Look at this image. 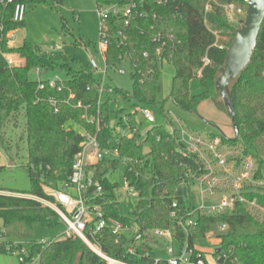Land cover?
Here are the masks:
<instances>
[{
    "label": "trees",
    "instance_id": "1",
    "mask_svg": "<svg viewBox=\"0 0 264 264\" xmlns=\"http://www.w3.org/2000/svg\"><path fill=\"white\" fill-rule=\"evenodd\" d=\"M15 1L26 6L56 7L62 4V0ZM95 2L96 6L109 5L117 0ZM207 2L143 0L146 16L137 18L128 26L122 19H107V59L114 61L118 56L129 55L134 71L131 74V91L119 89L105 79V92L100 104L104 122H110L111 107L117 99L122 105H156L164 63L174 68L167 100L188 113L196 112L203 102L211 101L217 111L224 113V104L217 102L215 97L216 73L225 64L228 48L234 39V29L227 21L222 5L244 8V3L242 0H215L211 10L205 12ZM13 6L7 4L0 7V20L5 25V31L24 26V22L17 25L11 21ZM260 28L249 63L238 80L225 87L233 107L237 139L223 138V142L231 144L240 142L242 156L250 157L258 165L254 176L257 180L262 179L264 170V20ZM212 31L221 32L219 44L223 48L213 46L215 37ZM123 37L126 39L121 43ZM5 52L18 55L23 60L22 65L7 67L1 59V53ZM205 58L207 64L204 65L201 60ZM74 65H77L74 58L61 50L44 51L28 41L20 47L9 48L6 40L0 42V145L5 153L10 154L12 148L18 152L19 145L24 143V167L30 176V188L24 193L17 192L21 196L0 194V237L9 242H29L28 251L32 256H40L39 264H72L74 257H77V264H104L78 237L46 240L49 243L38 244L33 235L35 225L49 230L64 223L50 207L25 196L54 203L43 187L60 189L68 181L81 140L71 125H79L92 132L95 130V124L88 125L83 119L84 109L72 108L64 103L73 93L74 101L81 100L84 106L89 107L88 116L93 115L97 108L98 90L102 85L100 79L93 72L85 73ZM36 69L40 71L39 77L34 74ZM55 71L62 73L63 77L52 88L45 76ZM193 78L200 80L202 90L198 94L189 92ZM39 83L44 86L42 89H38ZM59 85H62L60 91L57 90ZM48 98L59 101L56 113ZM19 118L24 119V139H19V145H13L8 131L18 126ZM134 118L130 116L132 126ZM98 140L102 149H117L118 159H125V180L139 199L133 217L119 216L114 194L117 187L105 179V175L116 168L118 159L101 160L89 171H94L95 179L102 180L103 197L106 199L103 207L105 217H112L123 225H134L136 233L169 229L173 231L179 250L186 244L203 260V253L195 247V242L213 235L219 248L218 252L211 254L216 257L217 264H264V220L258 221L244 206H237L224 215L208 216L195 212L191 216L194 206L187 205L185 201V184L189 181L184 175L187 169L194 174L200 173V164L193 155L182 156L183 148L173 141L166 128L151 127L145 135L138 131L132 140L116 141L113 130L107 127L98 132ZM244 195L264 208V186L258 193L246 192ZM174 202L177 204L176 220L170 217ZM191 218L194 220L191 226L184 225L182 228L177 222L180 219L185 223ZM222 225L225 226L224 232L219 230ZM136 233L118 237L106 228L97 232L92 242L108 257L130 264H154L156 259L150 245L155 239L148 235L136 248V255L127 253L126 248L133 243ZM0 252H3L2 249ZM144 252L149 255L143 257ZM157 264H165V261H158Z\"/></svg>",
    "mask_w": 264,
    "mask_h": 264
},
{
    "label": "built area",
    "instance_id": "2",
    "mask_svg": "<svg viewBox=\"0 0 264 264\" xmlns=\"http://www.w3.org/2000/svg\"><path fill=\"white\" fill-rule=\"evenodd\" d=\"M244 3V8H236L232 4L222 5L224 13H226L227 21L230 22L234 15L245 12V9L250 5V0H242ZM215 3V0H208L205 5V12L211 10V4ZM7 4H14L12 12L10 13V19L13 23L20 25V23L25 21V15L27 6L22 2H17L15 0H0V7L6 6ZM143 0H117L113 4H98L96 8V15L99 18V33L100 38L96 45V50L101 56V62L104 66V70H100L98 64L93 58L89 59L88 65L93 71L102 74L100 83L102 84L98 90L97 97V108L93 115L88 116L87 110L88 106H84L81 100H76L74 94L70 93L68 98L64 100V103L72 108L84 109L83 119L88 125L95 124L94 132L88 131L87 129L76 125L77 134H79L81 140L79 143V151L74 155L71 164V173L68 177L67 183L60 189H53L48 186H44V192L48 197L52 198L54 203L43 200L46 202L48 207H50L59 218L64 223L65 231L60 237H56L53 240H60L64 237H74L79 238L91 252L95 253L104 264H130L124 261L115 259L113 257H108L105 255L95 243L92 242L93 237L97 232L102 231L106 228H110L111 233L115 236L127 235L129 233H136V228L134 225H123L118 220L112 217H105L103 212V207L106 204V199L103 197L104 189L102 180L94 178V171H89V169L101 160L104 159H118L117 149H102L100 142L98 140V132L101 129H106L110 127L113 130L114 136L117 140L127 139L132 140L135 134L138 133V121L136 115H142L144 120L152 124L155 119L148 108L143 106H132L133 111L129 112L127 108H123L121 112L115 114V121L110 116V122H104L101 116V97L105 92L103 87L104 81L107 77V70L109 65V60L107 59L106 52L109 45L107 35L105 33L106 21L108 18L122 19L124 25L128 26L131 22L137 20V18H143L146 16L145 10H143ZM231 23V22H230ZM18 29H9L5 31V25L2 24L0 20V42L6 40L7 46L9 48H14L16 41V36L14 35ZM215 37L213 46H217L220 49L223 46L219 44V37L221 32L212 31ZM125 37L121 39V43L125 41ZM146 56V54H144ZM1 59L4 64L11 68L14 66H20L23 60L19 58L18 55L12 53H1ZM127 60L131 66V59L129 55L118 56L117 60L113 61V67H118L123 61ZM202 63L207 64V60L202 59ZM134 67V66H133ZM39 70H35L36 77H39ZM118 73L122 75L124 70H118ZM56 82H61L60 77L55 76L53 79H48V85L50 87H55ZM44 86L39 83L38 89H42ZM62 85L57 87L60 91ZM111 92V90H109ZM53 111L56 113L58 111L59 101L54 98H48L47 100ZM113 104L121 105L118 99L114 101ZM130 116H134L135 124L132 126L130 122ZM169 124V123H168ZM180 126V125H179ZM150 128V127H149ZM148 128V129H149ZM179 128V132L177 131ZM147 129V130H148ZM147 130L143 135L147 133ZM169 131V136L175 141V143L181 146L183 157L195 156V161L200 164L198 174H194L191 169H187L184 177L189 181L188 183L194 182L198 188V197L200 200V206L198 208L194 207L191 216L195 212L204 215H224L228 212L233 211L237 206L247 207L248 205H255L253 200H249L244 194L247 192L244 190L246 184L250 183L251 173L253 172L255 164L248 157L239 162L240 165L236 166V163L231 161L232 167L229 166V159H227V154L224 150H221L218 146L219 144L214 141L205 142L201 137L194 136L187 131H184L182 127L169 125L167 129ZM158 140V138H157ZM125 164V159L123 160ZM125 189L130 192L134 197H138L136 191L129 186V183L125 180ZM186 190H184L185 193ZM2 195L6 196H21L17 193H5L0 192ZM30 197V195H25ZM24 196V197H25ZM33 197V196H31ZM34 198V197H33ZM36 201L41 202L42 200L34 198ZM177 204L174 202L172 204V211L170 212V217L172 219L177 218L175 213ZM178 224L184 228L186 226H191L194 220L191 218L185 223L180 219L177 220ZM220 232L225 231V226L222 225L219 228ZM89 234V236H88ZM148 235L149 237L157 240H165L167 243V251L169 258L165 261V264H204V260L200 258L199 254H195L192 248H189L186 244L182 249L175 254L174 249L171 247L174 243L173 231L169 229H154L147 230L142 233H136L133 238V243L127 246V253L131 255H136V248L142 243L143 237ZM47 239L38 240V244H47L49 242ZM29 242L20 243L18 241H8L5 238L0 237V249L3 252L8 253L16 257L20 264H39L40 256H32L28 251ZM135 247V249H134ZM148 252H144L143 257H147ZM194 257V259H193ZM157 260L154 264H157Z\"/></svg>",
    "mask_w": 264,
    "mask_h": 264
},
{
    "label": "rangeland",
    "instance_id": "3",
    "mask_svg": "<svg viewBox=\"0 0 264 264\" xmlns=\"http://www.w3.org/2000/svg\"><path fill=\"white\" fill-rule=\"evenodd\" d=\"M96 8L97 6L95 0H62V4L56 7L47 5H28L26 16L31 18L32 24L27 27V34L30 38L32 36L33 40H31V43L37 46L39 45L44 51H51L54 48L59 49L74 58L77 64L74 65L75 67H78L85 73L93 72L97 77L101 78L102 74L93 71L88 65L89 59L93 58L98 64L100 70H104V66L101 62V56L96 50V45L100 38L99 18L96 15ZM238 8L243 9V7ZM246 20V12L232 17L230 22L234 29V39L238 37V32H243L245 30L244 27ZM17 35L18 36L14 44V47L16 48L21 46V42L19 41L20 35ZM113 64V61L109 60L106 79L119 89L131 91L133 88V82L131 79V74L134 71L133 66H131L127 60L123 61L122 64L118 65L116 68L112 66ZM246 66L247 64L242 67L241 62H239L236 65L233 76L229 78L226 86L229 85L230 87L233 85V83L238 80L240 73ZM226 67V64H224L221 68L217 69L216 80H219L222 77ZM122 69L124 70V73L121 75L118 73V70ZM173 73V66L164 63L160 77L159 90L157 93L158 103H156V105L146 107L153 115L155 122L149 124L144 120L142 115L137 114L136 118L138 121L139 132L143 135L149 127L163 126L168 129L170 124L173 126L178 125V127H182L184 131H187L189 134L191 133L194 136L201 137L205 142L210 141L213 143L214 141H219L218 146H220L219 148L221 150L225 149L224 152L227 154V159H229V166L232 167L231 161L236 163V166H239L241 158L242 161L245 158L242 156L243 148L240 146V142L237 141V144L223 142L224 136L228 139L227 135H233L232 132L234 129L231 127V113L225 106L222 96H220L217 82L215 85V97L217 102H222L224 104V113L221 114L217 111L211 101H206V104L202 103V108L198 109L196 113H188L178 108L172 101L167 100L166 98L171 89V78ZM32 76L35 75L33 74ZM55 76L63 77V74L59 71L48 72L46 73L45 78L47 77L51 80ZM201 90L200 80H198V78L191 79L189 92L191 94H198ZM125 107L129 112L133 111V107L131 105L113 104L110 112V116L113 118V121L116 119L115 114ZM208 116H210V118H208ZM219 118L221 120H218ZM19 119L18 126L8 131V136H11L13 145H19V139H24V135L22 134L24 119ZM71 126L77 130V127L74 126V124ZM178 130L179 128H177V131ZM231 137L233 139L235 138V136ZM25 155L26 152L24 143L19 145L18 152L12 148L10 154L5 153L4 149L0 145V168L2 169L0 170V192L24 193L30 188V176L28 170L24 167ZM252 162L255 164L253 160ZM257 170L258 165L256 164L253 172L251 173L250 183L248 182L244 188L245 191L254 194L262 191V187L264 186V170H262L263 177L259 180L254 178ZM125 172L126 166H124L123 160L118 159L116 168L109 171L105 175V179L107 183L117 187L114 194L116 195L118 203L117 211L119 216L133 217L132 215L136 209L139 199L134 197L125 189ZM185 185L187 191L185 201L187 205H192L198 208L200 206V200L198 197L197 185L194 182L187 183ZM28 198L34 199L35 197L33 198L28 196ZM254 202L255 205H248L245 209L258 221H262L264 220V208L262 206H258L256 201ZM41 203L47 205L43 200ZM65 229V226L62 224H59L56 228L49 230L41 228L39 225H35L33 227L34 239L38 241L45 238L50 241L63 235ZM208 237L210 238L214 236L209 235ZM154 241L157 240L155 239ZM154 241H152L151 244H155ZM195 246L200 248V250L204 253L203 256L205 264H217L216 257L209 253H213L219 248L213 238L200 239L195 242ZM166 247L167 243L165 240H162L159 246L155 247V254L158 260H166L169 257ZM171 247L174 249V253L177 254L179 251L178 244L174 242ZM0 264L20 263L13 255L0 252ZM72 264H77V257H74Z\"/></svg>",
    "mask_w": 264,
    "mask_h": 264
},
{
    "label": "water",
    "instance_id": "4",
    "mask_svg": "<svg viewBox=\"0 0 264 264\" xmlns=\"http://www.w3.org/2000/svg\"><path fill=\"white\" fill-rule=\"evenodd\" d=\"M247 20L245 23L244 31L238 32V37L235 38L230 44L228 49V56L225 61L226 68L224 74L219 80H216L220 96L224 100V104L231 113V127L234 129L235 138L237 139V129L234 125L233 107L229 97L225 93V86L229 78L233 76L236 65L241 62L242 67L249 63L251 54L255 49V40L260 31V26L264 20V0H250V5L246 8ZM239 61V62H238ZM35 178H38L35 175ZM218 252V249L215 250Z\"/></svg>",
    "mask_w": 264,
    "mask_h": 264
},
{
    "label": "crops",
    "instance_id": "5",
    "mask_svg": "<svg viewBox=\"0 0 264 264\" xmlns=\"http://www.w3.org/2000/svg\"><path fill=\"white\" fill-rule=\"evenodd\" d=\"M28 7V6H27ZM31 24H32V22H31V18H29L28 16H26L25 15V21H24V26L21 28V29H18L16 32H15V36H16V39H17V34H19L20 36H19V41L21 42V44L24 42V41H28V42H30L31 43V40H33L32 39V36H31V38H30V36L27 34V27L28 26H31ZM16 42V41H15ZM32 44V43H31ZM55 50H59V49H52L51 51H55ZM49 51V50H48ZM206 104V102H203V104ZM203 104H201V106H199L198 108H197V110L198 109H200V108H202V106H203ZM196 110V111H197ZM194 113H196V112H194ZM204 114V113H203ZM222 114V113H221ZM206 115V114H205ZM208 118H210V116H208ZM218 120H221L220 118L218 119ZM223 124V123H222ZM232 134H234V130H233V132H232ZM227 135V134H226ZM231 136H233V135H227V137L228 138H232ZM10 193H14V192H10ZM209 236V235H208ZM206 237L205 239H210V238H213L215 241H216V244H218V240L217 239H215L214 237ZM211 236V235H210ZM45 239V238H44ZM157 240V239H156ZM158 241V242H157ZM157 241H155V244L153 243V244H151L150 246H151V249H153V253H154V256H155V259L157 260V261H161V260H158L157 258H156V254H155V247L156 246H159V244H160V242L162 241V239H160V240H157ZM158 243V244H157ZM196 247V246H195ZM197 249H198V251H200L201 253H203L201 250H200V248H198V247H196ZM180 251V250H179ZM178 251V252H179ZM210 254H211V252H209ZM204 254V253H203ZM169 258V257H168ZM167 258V259H168ZM166 259V260H167ZM166 260H164V261H166Z\"/></svg>",
    "mask_w": 264,
    "mask_h": 264
}]
</instances>
